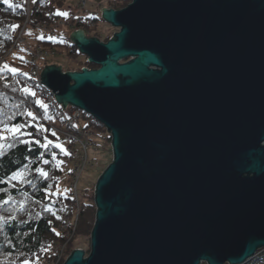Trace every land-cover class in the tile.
<instances>
[{"label": "water", "instance_id": "obj_1", "mask_svg": "<svg viewBox=\"0 0 264 264\" xmlns=\"http://www.w3.org/2000/svg\"><path fill=\"white\" fill-rule=\"evenodd\" d=\"M107 41L71 42L96 68L46 65L64 108L111 133L91 247L63 264H244L264 248V0L104 7Z\"/></svg>", "mask_w": 264, "mask_h": 264}, {"label": "trees", "instance_id": "obj_2", "mask_svg": "<svg viewBox=\"0 0 264 264\" xmlns=\"http://www.w3.org/2000/svg\"><path fill=\"white\" fill-rule=\"evenodd\" d=\"M129 1L131 0H113L112 2H115L113 8L121 9ZM65 4L66 0H35V3L32 0V17L45 20H52L56 17L65 18L62 15H57L58 11L63 12ZM25 15V0H9V3L0 0V66L9 56L6 53L12 46ZM76 26L77 28L83 27V24L78 21ZM110 37L111 35H107L105 40L107 41ZM68 39L70 40L69 36ZM40 44L50 50L56 47L58 42L47 38L41 40ZM72 46L75 45L72 44ZM10 54L12 56L13 53ZM15 61L16 64L27 66L26 59L21 56ZM84 65L97 66L86 60L85 64L70 67L68 70H81ZM18 73L26 72L18 70ZM35 84L36 80L28 75H13L4 71L3 76H0V94H2L0 96V121L11 125L26 124L27 126L22 131L32 133L31 136L23 137L26 140H40L41 143H46L44 138L47 137L48 141L57 143L60 136L71 140L69 136L62 134L59 127L55 125L53 115L61 119L59 111L49 109L48 106L45 111L38 106L37 100L41 97L34 91ZM25 87L35 92V97L30 94L26 95L22 91ZM43 103L46 105L45 102ZM27 111L33 112L37 119L32 120L28 117ZM83 114L88 115L87 113ZM94 121L102 129H105L102 123L96 119ZM3 126L0 124V127ZM39 126L47 131H38ZM85 128L88 129L87 126ZM52 132H55L56 136H53ZM4 135H9V133L6 132ZM0 143L5 144L3 154H0V180L6 181L0 182V200L10 201L8 204L0 203V217H3L5 221L0 227V264H24L25 260H28L30 264H37V257L39 258L38 264H50L57 258L59 243L67 238L61 225L73 217L74 209H76L74 200L60 190V187L65 183L67 187L68 176L67 170L65 171V161L67 158L69 159V155H65L59 148L51 145L45 150L34 142L25 145L16 141L11 148L6 146L7 142L0 141ZM73 143L71 140L68 148ZM52 153H56L55 160L52 159ZM43 160H49L50 163L44 164ZM25 165H28L27 170L24 169ZM37 168L47 171L48 178L41 177L36 172ZM17 171L24 173L23 180L10 179ZM26 181H31V183ZM94 188L92 187V191ZM79 204V211L72 220L77 218V234L86 235L90 245L97 212L94 193L90 195L87 202L80 199ZM46 207L50 211L45 210ZM260 250L264 251V248ZM256 261H261L264 264V254H256L244 264H253Z\"/></svg>", "mask_w": 264, "mask_h": 264}, {"label": "rangeland", "instance_id": "obj_3", "mask_svg": "<svg viewBox=\"0 0 264 264\" xmlns=\"http://www.w3.org/2000/svg\"><path fill=\"white\" fill-rule=\"evenodd\" d=\"M113 0H85L81 1V5L79 4V0H66V4L64 8L62 9L63 12H72L73 14H78L82 12L87 17L95 19V23L92 25L84 26L85 27V34L87 36L92 37L93 35L97 34V37L103 41L105 40V37L107 35H111V37L116 33L119 28L114 27L110 23L106 22L102 18L101 9L104 7L113 8L115 5V2H112ZM132 2L129 1L127 3L130 4ZM126 5V6H127ZM125 6V7H126ZM84 9L82 11L81 9ZM124 8V7H123ZM89 18H85V20H88ZM80 21L81 24H85L86 21ZM48 21V20H47ZM25 20L21 23L20 29L23 27L25 29V37L27 38V41L29 44L33 43H40L41 40L46 39V37H53L54 39H51L53 41L58 42V45L54 47L51 50L50 55L43 56L39 60V64L41 66L51 65L55 64L58 66H61L63 68V71L68 70L70 67H76L81 64H85V61L87 60V56L80 52L76 46H72L71 40L68 39V36L70 37L71 33L73 32L72 28H77L76 23L78 21H73L69 23H61L58 24V26L55 28V34L49 33V35H46L45 31L42 28L36 27L34 25L27 22L25 24ZM53 25L52 23L49 24V26ZM31 33L29 35L28 33ZM43 36V39H40L39 37ZM96 36V35H95ZM26 45L25 44H19L18 47L14 49L13 51H9L6 53V55H9L7 59L4 61V64H8L10 67L16 68L19 71L20 70H26V65H20L16 64L15 60L19 58V56L23 57L26 55L24 52ZM72 52V53H69ZM13 53L12 56H10ZM2 60V59H1ZM10 62H13L12 64ZM1 63V61H0ZM86 66V65H84ZM89 68H95L97 66H86ZM39 101L44 102L41 98H39ZM66 114L69 113L68 110H65ZM86 113V112H83ZM88 114V113H87ZM53 118L55 120L56 127H63L66 128L63 124L61 119H58L55 115H53ZM95 119L89 114H83L82 117L76 120L75 127L84 131V127H88V129L92 132L89 136L91 139V145L88 148L87 153V164L85 166V169L83 171V174L80 177L79 182V196L81 201L87 202L89 200V197L92 193H94V190L92 191V187H95V184L102 174V172L107 168V166L112 162L113 160V150L111 145V133L105 128L102 129L98 124L94 121ZM84 133V132H83ZM82 133V134H83ZM6 134V132L4 133ZM70 139H68L65 136H60L57 140V143L61 144L64 149L68 148V145L70 144ZM71 166V160L66 159L65 161V171ZM68 179V177H67ZM66 184V183H65ZM65 184H61L60 190L64 191L66 193L67 188ZM64 233V232H63ZM91 239V237H90ZM91 243L89 245V238L86 235H80L77 234V228L75 233L72 236H67V238H64L62 243L60 242L58 245L59 254L55 260L50 262V264H63L66 258L72 253L75 249H84L86 253L88 254L90 252ZM264 251L259 250L257 252V255H263ZM201 264H207L206 262H203ZM253 264H262L261 261H256Z\"/></svg>", "mask_w": 264, "mask_h": 264}, {"label": "built area", "instance_id": "obj_4", "mask_svg": "<svg viewBox=\"0 0 264 264\" xmlns=\"http://www.w3.org/2000/svg\"><path fill=\"white\" fill-rule=\"evenodd\" d=\"M79 4L81 5V1L79 0ZM85 1V0H83ZM27 3V13L25 18V24L27 22L30 23V21L33 23L34 26L42 28L46 32H52L56 25L61 23H68L73 21H83L85 20L84 15L82 12L78 13L77 15L68 14L67 18H53L52 20H45V19H37L33 20L31 18V0H26ZM81 9V8H80ZM84 11V9H81ZM86 26L92 25L94 21L92 19L85 20ZM53 24L49 26V24ZM25 29L22 27L17 34L14 43L12 47L9 49L12 50L13 47H15L17 44H25V50L27 53V61H28V74L31 77H34L37 79L35 91L38 92V94L44 99L46 104L50 109L57 110L61 114V117L64 119V122L67 126V131H64L63 133L69 136L73 140V145L70 146L67 149V152L70 153L69 157L71 158V166L68 168V187H67V196L71 197L74 200V203L76 205V209H74V215L71 219H67L65 223L61 225L62 231L66 232L67 236H72L77 228V218L73 221L72 219L77 215L80 206L79 204V194H78V186L80 177L83 174V171L85 169V166L87 164V153L88 148L91 145L90 141V133L88 130H84L82 133L75 134L73 133L70 128L72 127L75 120L79 119L81 117V111L76 108H72L70 111V114L68 116H65L62 112V109L60 105L57 103L55 99V94L52 89L45 86L41 82V71L42 66L39 64L40 58L46 55H50V51L42 47L41 45L37 44H28L25 39ZM59 254V252H58ZM58 256V255H57Z\"/></svg>", "mask_w": 264, "mask_h": 264}, {"label": "snow or ice", "instance_id": "obj_5", "mask_svg": "<svg viewBox=\"0 0 264 264\" xmlns=\"http://www.w3.org/2000/svg\"><path fill=\"white\" fill-rule=\"evenodd\" d=\"M33 2L35 3V0H33ZM4 3H9V0H4ZM9 6L11 7V4H9ZM57 15H62L64 16L65 18H67L68 16V13L67 12H57ZM15 27H18V26H15ZM29 35H31V33L29 32L28 33ZM40 39H43L44 37L41 36L39 37ZM49 39H54L53 37H49ZM7 71L9 73H12L13 75H17V74H23V75H27L26 73H18V69L16 68H13V67H10L8 64H3L2 66H0V76H3V73L4 71ZM22 91L28 95L30 94L31 96L35 97L36 93L35 92H32L29 88L25 87L22 89ZM0 96H2V94H0ZM37 104L40 108H43L45 111H47V105H45L42 101H39L37 100ZM17 107H19V105H17ZM26 115L28 117H30L32 120H36L37 117L33 114V112L31 111H27L26 112ZM11 119V118H10ZM48 119H51V117H48ZM0 124H3L4 126L3 127H0V141H4V142H7L6 143V146L8 148H11L13 147L14 143L16 141H19V143L21 144H25V145H30L31 143H35L37 145H39V147L41 148H44L45 150L48 149V147L51 145L55 148H59L65 155H70V153L67 152L66 149H64L62 147L61 144L59 143H54L53 141H48L47 140V137H45V141L46 143H41L40 140H35V141H30V140H26L24 139L23 137L25 135H28V136H31L32 133H25L22 131V129H24L27 125L26 124H15V125H11V124H4L3 121H0ZM38 131H47V129H44L42 126H39L37 128ZM7 132L9 133V135H4V133ZM52 135L53 136H56V133L55 132H52ZM5 147V144L4 143H0V154H3V149ZM52 159L55 160L56 159V153H52ZM43 163L44 164H48L50 163L49 160H43ZM28 168V165H25L24 166V169L27 170ZM36 172L43 178L47 179L49 174L47 171H45L44 169H41V168H37L36 169ZM10 179L12 180H15V179H20V180H23L24 179V173L23 172H20V171H17V172H14L13 175L10 177ZM0 182H6V181H2L0 180ZM28 183H31V181H26ZM47 191V189H46ZM10 201L9 200H0V203L2 204H8ZM45 210H49V208L46 207ZM54 214V213H53ZM4 218L3 217H0V227H2V224L4 223ZM55 231V230H53ZM57 235H59V233H57ZM49 248L51 247L50 245L48 246ZM37 259V264H38V257L36 258ZM24 264H30V262L28 260H25Z\"/></svg>", "mask_w": 264, "mask_h": 264}, {"label": "flooded vegetation", "instance_id": "obj_6", "mask_svg": "<svg viewBox=\"0 0 264 264\" xmlns=\"http://www.w3.org/2000/svg\"><path fill=\"white\" fill-rule=\"evenodd\" d=\"M93 36H95V35H93ZM97 36V35H96Z\"/></svg>", "mask_w": 264, "mask_h": 264}, {"label": "bare ground", "instance_id": "obj_7", "mask_svg": "<svg viewBox=\"0 0 264 264\" xmlns=\"http://www.w3.org/2000/svg\"><path fill=\"white\" fill-rule=\"evenodd\" d=\"M89 68V67H88ZM96 68V67H95Z\"/></svg>", "mask_w": 264, "mask_h": 264}]
</instances>
